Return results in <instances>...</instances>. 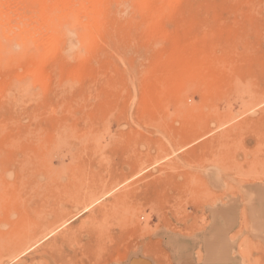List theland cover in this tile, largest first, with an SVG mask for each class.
<instances>
[{"label":"rangeland","instance_id":"rangeland-1","mask_svg":"<svg viewBox=\"0 0 264 264\" xmlns=\"http://www.w3.org/2000/svg\"><path fill=\"white\" fill-rule=\"evenodd\" d=\"M85 1L0 0V264H264V0Z\"/></svg>","mask_w":264,"mask_h":264},{"label":"bare ground","instance_id":"bare-ground-1","mask_svg":"<svg viewBox=\"0 0 264 264\" xmlns=\"http://www.w3.org/2000/svg\"><path fill=\"white\" fill-rule=\"evenodd\" d=\"M17 2V1H16ZM84 2H86L84 0ZM86 4V3H85ZM70 3L68 4H59V3H54L52 4V6L47 9V11H44V13H39V12H36L34 13L33 15H37L38 17V20H39V23L38 24L36 22V19H35V22L38 24V25H41L43 26L45 32L43 31L44 34H46L44 37H47L44 38L43 40H47V42L50 43L51 47L54 49V45L55 43L58 41V39L61 37V36H66L70 31L71 32H74L75 33L77 32V30L79 28H76L75 26H77L76 22V18L74 17L75 14L72 13L71 10H73V7L71 6L70 7ZM20 6V5H19ZM80 6V5H79ZM148 6V5H147ZM82 7H83V4H82ZM88 7V6H87ZM76 8V7H75ZM158 8V7H157ZM39 8L37 7L36 10H38ZM82 9V8H81ZM86 9V8H85ZM84 9V10H85ZM88 9V8H87ZM74 11V10H73ZM35 15V16H36ZM81 18V17H80ZM79 18V19H80ZM91 19V18H90ZM89 19V20H90ZM85 21V20H84ZM34 23V22H33ZM35 23V24H36ZM36 24V26H38ZM88 24V23H87ZM90 24V23H89ZM35 26V29H38V27ZM34 28V25L32 26ZM84 27V26H83ZM30 30L31 34L35 36V33L36 35H43V33L41 32L40 34H37L36 31H38L39 33V30H35L33 29ZM75 28L77 30H75ZM42 31V30H41ZM29 34V33H28ZM43 38V36H41ZM83 35V34H82ZM26 36V35H25ZM24 35H21L19 37H17L14 42L17 44V47L14 51L10 50L7 48V45L3 44V40L5 39H12V32L8 31L4 26L2 27V24L0 26V60H5L7 63L10 62L14 57H16L17 55L21 54L22 52L20 51V49H23V48H26V46H28L30 43H34V42H30L29 40H31V38L29 39L28 37L25 38ZM29 36V35H28ZM31 36V35H30ZM37 37V36H36ZM34 38V37H33ZM29 39V40H28ZM67 39V38H66ZM42 40V41H43ZM85 41V40H84ZM46 42V41H45ZM44 43V42H43ZM42 44V42H41ZM45 44V43H44ZM48 44V43H47ZM35 45V44H34ZM81 45V44H80ZM43 46H46L43 45ZM49 46V44L47 45V47ZM50 47V46H49ZM51 48V49H52ZM52 49V51H53ZM43 50H44V47H43ZM16 51V52H15ZM47 54V53H44V55ZM43 55V54H42ZM49 56V55H47ZM43 57V56H42ZM6 63V64H7ZM75 205V203H74ZM66 212V211H65ZM61 214V213H60ZM60 216V215H59ZM57 219V218H56ZM60 223V222H59ZM57 224V223H56ZM55 224V226H56ZM52 225V224H51ZM54 225V223H53ZM53 226L49 227V228H52Z\"/></svg>","mask_w":264,"mask_h":264}]
</instances>
